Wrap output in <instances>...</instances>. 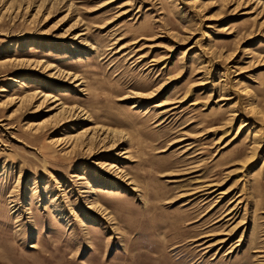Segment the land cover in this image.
<instances>
[{"label": "rangeland", "instance_id": "374dc122", "mask_svg": "<svg viewBox=\"0 0 264 264\" xmlns=\"http://www.w3.org/2000/svg\"><path fill=\"white\" fill-rule=\"evenodd\" d=\"M0 264H264V0H0Z\"/></svg>", "mask_w": 264, "mask_h": 264}, {"label": "bare ground", "instance_id": "6f19581e", "mask_svg": "<svg viewBox=\"0 0 264 264\" xmlns=\"http://www.w3.org/2000/svg\"><path fill=\"white\" fill-rule=\"evenodd\" d=\"M140 50V49H139ZM81 84V83H80ZM41 92V90L37 89L35 91H33L31 93L32 95V99H35L36 97H38L37 94H39ZM43 93V92H42ZM40 96V95H39ZM57 99V98H56ZM55 99V100H56ZM25 99L21 98V101L23 103ZM54 100V101H55ZM192 105L193 104H197V102H194V101H191L190 102ZM190 104V105H191ZM64 109V108H63ZM62 110V109H61ZM64 111V110H63ZM80 111V110H79ZM84 112L83 110L79 112V114L77 113V110H73L71 109V111H69L67 113V115H64L63 118L60 120L61 121V126H66V122H69V121H72L73 119L75 118H78L83 115V114H86V113H82ZM82 113V114H81ZM90 118V116H87L86 118ZM84 118V117H83ZM80 120V119H79ZM76 121V120H75ZM73 122V121H72ZM70 123V122H69ZM73 125V124H72ZM74 125H76V123H74ZM97 136H95V135ZM116 134V131L115 130H112L110 128H102L100 126H92V125H89L88 127L82 129V130H77V131H72L68 134V136L66 137H63V138H60V139H56L58 140L57 143L58 144H62L64 142V145H69V147H73V149H77L76 147H80V148H83L85 149V147H89L88 149H91L92 150V146H89V142L91 141V139L93 138V136H95L94 138L95 139H102V136L105 135V137L107 136H112ZM85 139H82L84 138ZM94 139V140H95ZM98 139V140H99ZM93 140V139H92ZM73 141V142H72ZM75 141V142H74ZM62 142V143H61ZM92 143H94L92 141ZM93 145V144H92ZM117 144L115 143L114 144V147L112 149H116V146ZM126 158L128 157V155L125 156ZM115 167V165H114ZM111 168V167H110ZM112 173V172H111ZM127 173H124L122 170H120L119 168L115 169V173H114V177L116 178V180H120V181H124L127 183V185L131 186V185H136L135 181L129 177L128 175H126ZM114 178V179H115ZM138 189V188H137ZM137 191V190H136ZM92 210L94 213H98L100 215H105L107 216L110 220V215H109V212L107 211V209L103 208L102 205H99V204H94V206L92 205ZM231 212H229L228 214H230ZM103 215V216H104Z\"/></svg>", "mask_w": 264, "mask_h": 264}]
</instances>
